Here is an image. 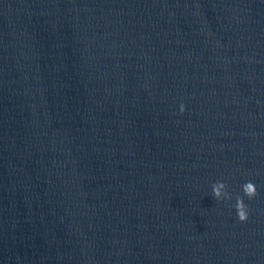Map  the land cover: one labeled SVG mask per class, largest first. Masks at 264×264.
<instances>
[{"label":"water","instance_id":"water-1","mask_svg":"<svg viewBox=\"0 0 264 264\" xmlns=\"http://www.w3.org/2000/svg\"><path fill=\"white\" fill-rule=\"evenodd\" d=\"M0 264H264V0H0Z\"/></svg>","mask_w":264,"mask_h":264},{"label":"clouds","instance_id":"clouds-1","mask_svg":"<svg viewBox=\"0 0 264 264\" xmlns=\"http://www.w3.org/2000/svg\"><path fill=\"white\" fill-rule=\"evenodd\" d=\"M184 111H185V105L181 104L180 112L183 113ZM241 188H242L243 196L236 197L235 210L238 220L240 222H246L248 220L249 210L244 202V198L247 197V199L249 200L254 199L258 193H257L256 185L251 181L245 182L241 186ZM212 194L217 201L232 199L231 194L227 191V185L223 181H217L212 185Z\"/></svg>","mask_w":264,"mask_h":264}]
</instances>
